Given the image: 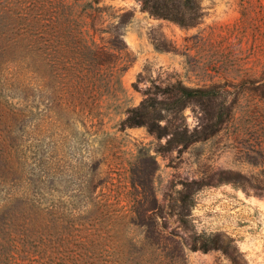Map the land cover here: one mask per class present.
<instances>
[{
	"label": "rangeland",
	"instance_id": "obj_1",
	"mask_svg": "<svg viewBox=\"0 0 264 264\" xmlns=\"http://www.w3.org/2000/svg\"><path fill=\"white\" fill-rule=\"evenodd\" d=\"M201 1L205 14L195 26L155 16L142 0L45 1L71 12L81 44L77 52L73 46L66 51L69 58L85 45L108 54L97 69L95 99L66 119L64 151L50 166L63 157L73 187L85 180L81 166L99 159L111 176L99 191L110 195L114 207L125 205L129 217L145 211L160 228V241L150 244L147 231L133 226L129 236L137 245L124 247V233L114 223L118 239L105 246L106 254L79 234L73 249L85 246L90 260L106 264L115 251L114 264H121L124 249L134 262L143 257L138 264H237L224 249L192 247L219 234L223 246L239 253L240 264H264V98L244 83L246 76H264V0ZM91 5L107 8L93 20ZM67 66L69 61H54L51 67ZM178 80L193 87L215 83L219 99L177 106L169 115L180 130L174 138L146 125L121 127L144 90L164 99ZM205 110L223 111L228 119L206 133L218 114L207 119Z\"/></svg>",
	"mask_w": 264,
	"mask_h": 264
},
{
	"label": "trees",
	"instance_id": "obj_2",
	"mask_svg": "<svg viewBox=\"0 0 264 264\" xmlns=\"http://www.w3.org/2000/svg\"><path fill=\"white\" fill-rule=\"evenodd\" d=\"M45 1L13 0L10 5V0H0V264H101L100 258H87L85 246L80 251L73 249L77 235L86 237L85 243L90 241L92 247L106 254L105 246L118 239L114 226L119 225L123 231L125 247L137 245L129 236L133 226L147 231L150 244L158 243L160 238L155 232L160 231L159 223L145 211L139 218L129 217L125 205L113 206L110 195L99 191L111 177L105 174L99 159L92 166H81L85 180L73 187L70 166L62 165L63 157L57 160L58 166H50L54 154L64 151L68 138L66 119L76 118L89 99H95L93 85L100 77L97 69L108 62V54L85 45L79 55L69 58L66 51L81 44L70 24L71 12L51 8ZM142 2L151 14L182 26L199 24L205 14L201 0ZM106 8L91 5L89 15L95 20L96 13ZM54 61L65 66L69 61V66L55 71L51 67ZM244 83L249 91L264 98L263 75L246 76ZM164 92L167 97L159 99L150 94V89L144 90L141 102L127 108L121 127L146 125L152 132L171 133L174 138L180 130L169 115L176 113L177 106L191 101H217L220 94L215 83L193 87L181 80ZM221 103L223 100L217 104ZM205 113L207 119L218 114L216 122L205 125L206 133H212L229 115L216 110ZM218 237L219 234L205 238L200 244L194 242L192 247L224 249L240 264L239 253L231 251L229 244L223 246ZM119 251L123 253L121 264L143 260L140 256L134 262L124 249ZM111 254L113 257L104 258V263L118 261L115 251Z\"/></svg>",
	"mask_w": 264,
	"mask_h": 264
}]
</instances>
